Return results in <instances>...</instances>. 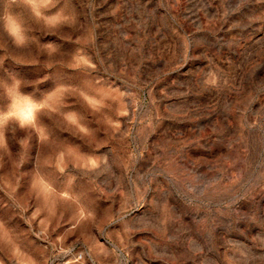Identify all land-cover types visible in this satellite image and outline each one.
<instances>
[{"label": "rangeland", "instance_id": "rangeland-1", "mask_svg": "<svg viewBox=\"0 0 264 264\" xmlns=\"http://www.w3.org/2000/svg\"><path fill=\"white\" fill-rule=\"evenodd\" d=\"M0 264H264V0H0Z\"/></svg>", "mask_w": 264, "mask_h": 264}]
</instances>
